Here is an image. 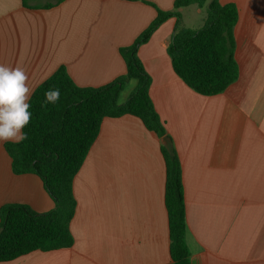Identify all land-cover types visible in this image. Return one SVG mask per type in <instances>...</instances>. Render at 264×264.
Masks as SVG:
<instances>
[{"label": "crops", "instance_id": "0c3cea01", "mask_svg": "<svg viewBox=\"0 0 264 264\" xmlns=\"http://www.w3.org/2000/svg\"><path fill=\"white\" fill-rule=\"evenodd\" d=\"M174 2L65 0L43 9L0 0V65L22 67L31 95L61 66L78 86L109 84L127 71L120 49ZM222 3L235 4L239 13L237 81L213 96L189 87L168 54L177 20L162 24L139 57L166 136L132 115L105 118L73 182L74 245L0 264H174L161 151L171 145L182 166L191 263L264 264V0ZM205 10L181 8L182 24L187 13L204 19ZM8 141H0V208L18 203L52 210L37 175L13 172Z\"/></svg>", "mask_w": 264, "mask_h": 264}, {"label": "trees", "instance_id": "16d2710c", "mask_svg": "<svg viewBox=\"0 0 264 264\" xmlns=\"http://www.w3.org/2000/svg\"><path fill=\"white\" fill-rule=\"evenodd\" d=\"M22 1L25 7L49 9L65 0ZM191 5L206 8V22L200 29L182 25L179 10ZM157 11L156 18L135 42L120 49L127 67L124 75L100 87H81L61 66L34 90L28 100L31 119L22 129L26 139L8 141L4 146L13 172L37 175L55 207L44 213L18 203L0 208V263L36 250L52 251L74 245L70 229L77 208L73 182L105 118L132 115L158 137L166 136L165 125L150 96L151 76L139 57L140 47L162 24L171 18L177 20L168 54L175 73L197 93L221 94L239 78L234 36L239 13L235 4H223L222 0H175L172 10ZM130 81L136 82L135 89L126 101L119 102ZM49 89H59L60 98L45 104V92ZM161 151L166 165L170 256L174 264H192L186 240L181 161L172 145L162 146Z\"/></svg>", "mask_w": 264, "mask_h": 264}, {"label": "clouds", "instance_id": "9594fccd", "mask_svg": "<svg viewBox=\"0 0 264 264\" xmlns=\"http://www.w3.org/2000/svg\"><path fill=\"white\" fill-rule=\"evenodd\" d=\"M28 79L22 67L0 65V141L20 142L26 139L22 129L31 119L27 101L32 92ZM59 98V89L45 92V104L55 103Z\"/></svg>", "mask_w": 264, "mask_h": 264}, {"label": "rangeland", "instance_id": "374dc122", "mask_svg": "<svg viewBox=\"0 0 264 264\" xmlns=\"http://www.w3.org/2000/svg\"><path fill=\"white\" fill-rule=\"evenodd\" d=\"M201 18L202 17H200V16L193 17L192 15L187 13V14H185V18L183 20L182 25L184 27L191 28V29H200L204 26V24L206 22V10L203 14L204 19L201 20ZM132 83H133L132 84L133 86H127L125 88V91L121 93L120 98H119V102H124L129 98V96L132 92V88L135 89V87H136V82L133 81Z\"/></svg>", "mask_w": 264, "mask_h": 264}]
</instances>
